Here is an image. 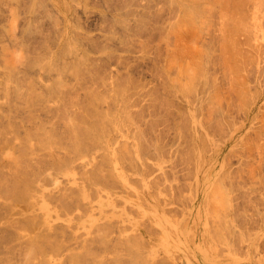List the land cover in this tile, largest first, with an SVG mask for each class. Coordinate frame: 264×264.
<instances>
[{"label":"rangeland","instance_id":"rangeland-1","mask_svg":"<svg viewBox=\"0 0 264 264\" xmlns=\"http://www.w3.org/2000/svg\"><path fill=\"white\" fill-rule=\"evenodd\" d=\"M220 1L0 0V264H264V0Z\"/></svg>","mask_w":264,"mask_h":264},{"label":"bare ground","instance_id":"bare-ground-1","mask_svg":"<svg viewBox=\"0 0 264 264\" xmlns=\"http://www.w3.org/2000/svg\"><path fill=\"white\" fill-rule=\"evenodd\" d=\"M217 1H219V0H217ZM222 1V0H221ZM220 1V2H221ZM243 2V1H242ZM245 2V1H244ZM219 3V2H218ZM231 3H233V2H231ZM241 3V2H240ZM225 4V3H224ZM242 4V3H241ZM182 5H183V3H182ZM187 5V4H186ZM191 5V4H190ZM236 6H237V2H236V4H235ZM243 5V4H242ZM225 6V5H224ZM232 6V5H231ZM188 7V6H187ZM183 8V7H182ZM185 9V8H184ZM197 9V8H196ZM208 9V8H207ZM186 10H187V8H186ZM190 10V9H189ZM229 11V10H228ZM238 12V11H237ZM184 13V12H183ZM186 13V12H185ZM187 13H189V11H187ZM186 13V14H187ZM198 13V12H197ZM240 13V12H239ZM196 14V13H195ZM185 15V14H184ZM187 16V15H186ZM193 17V16H192ZM183 19V18H182ZM181 19V20H182ZM202 19V18H201ZM185 20H187L186 18H185ZM189 20V19H188ZM171 21V20H170ZM173 21V20H172ZM179 21V20H178ZM176 22V21H175ZM197 22V21H196ZM202 22V21H201ZM177 23V22H176ZM179 23V22H178ZM178 23L176 24V25H178ZM193 23V22H192ZM175 25V26H176ZM189 25H191V23L189 24ZM188 25V26H189ZM194 25V24H193ZM224 25V24H223ZM172 26H173V24H172ZM171 26V27H172ZM208 26V25H207ZM230 26V25H229ZM232 26V25H231ZM177 27V26H176ZM233 27V26H232ZM174 28V27H173ZM168 29V28H167ZM170 29V28H169ZM175 29V28H174ZM170 30H172V29H170ZM178 30V29H177ZM225 30H226V28H225ZM229 30V29H228ZM227 30V31H228ZM238 30V29H237ZM230 31H231V28H230ZM170 34V33H169ZM177 35V34H176ZM232 35V34H231ZM233 37V36H232ZM224 38V37H223ZM230 38V37H229ZM222 40V39H221ZM167 41V40H166ZM224 41V40H223ZM228 41V40H227ZM226 41V42H227ZM230 41H232V39H230ZM188 42V41H187ZM175 43V42H174ZM188 44V43H187ZM228 44V43H227ZM181 45H183V44H181ZM169 46V45H168ZM174 46V45H173ZM176 46V45H175ZM186 47V46H185ZM189 47V46H188ZM227 47V46H226ZM232 47V46H231ZM175 48V47H174ZM183 48V47H182ZM223 48H225V47H223ZM230 48V47H229ZM177 49V48H176ZM187 49V48H186ZM196 49V48H195ZM231 49V48H230ZM192 50V49H191ZM190 50V51H191ZM197 50H199V49H197ZM229 50V49H228ZM178 51V50H177ZM182 51V50H181ZM185 51V50H184ZM226 51V50H225ZM243 52V51H242ZM225 53V52H224ZM195 54V53H194ZM224 55V54H223ZM190 56V55H189ZM188 56V57H189ZM229 56V55H228ZM173 57H175V56H173ZM198 57V56H197ZM171 58V57H170ZM173 59V58H172ZM182 59V58H181ZM244 59H242V61H243ZM168 61V60H167ZM176 61V60H175ZM187 61V60H186ZM203 61V60H202ZM225 62H226V60H224ZM229 61V60H228ZM193 62V61H192ZM197 62V61H196ZM220 62V61H219ZM223 62V61H222ZM200 63V62H199ZM224 63V62H223ZM244 63V62H243ZM170 64H172V63H170ZM173 64H175V62L173 61ZM177 64H179V63H177ZM192 65V64H191ZM200 65V64H199ZM226 65V64H225ZM184 66V65H183ZM235 66V65H234ZM239 66V65H238ZM168 67V66H167ZM186 67H188L187 65H186ZM198 67V66H197ZM176 68V67H175ZM182 68H184V67H182ZM193 68V67H192ZM200 68V67H199ZM232 68V67H231ZM178 69H180V67L178 68ZM194 69V68H193ZM222 69H223V67H222ZM225 69H227L226 67H225ZM234 69H235V67H234ZM188 70V69H187ZM191 70V69H190ZM189 70V71H190ZM230 70V69H229ZM184 71H186V70H184ZM184 71H183V73H184ZM188 71V72H189ZM195 71V70H194ZM227 71V70H226ZM202 72V71H201ZM235 72V71H234ZM181 73V72H180ZM190 73V72H189ZM179 74V72L177 73V75ZM197 73L195 72V75H196ZM202 74V73H201ZM236 74V73H235ZM176 75V76H177ZM180 75V74H179ZM184 75V74H183ZM185 76H186V74H185ZM194 76V75H193ZM193 76H190V77H193ZM160 77V76H159ZM184 77V76H183ZM198 77H199V75H198ZM198 77H197V79H198ZM230 77V76H229ZM166 78V77H165ZM185 78V77H184ZM187 78H188V76H187ZM173 79V78H172ZM171 79V80H172ZM180 79V78H179ZM191 80V79H190ZM193 80V79H192ZM175 81H176V79H175ZM183 81V80H182ZM185 81V80H184ZM172 82H173V80H172ZM180 82V81H179ZM178 83V82H177ZM190 83V82H189ZM192 84V83H191ZM194 84V83H193ZM174 85V84H173ZM184 85V84H183ZM187 86H189V84L187 85ZM192 86V85H191ZM186 87V86H185ZM191 88V87H190ZM115 89V88H114ZM193 89H194V87H193ZM192 89V90H193ZM179 90H180V88H179ZM183 90V89H182ZM185 90V89H184ZM235 90V89H234ZM188 91V90H187ZM191 91V90H190ZM238 91V90H237ZM184 92V91H183ZM186 92V91H185ZM184 92V93H185ZM181 93V92H180ZM188 93H189V91H188ZM217 95V94H216ZM92 97V96H91ZM90 97V98H91ZM95 99V98H94ZM210 99V98H209ZM98 100V99H97ZM103 100H104V98H103ZM124 100V99H123ZM214 101V100H213ZM92 102V101H91ZM210 102H212V101H210ZM219 102V101H218ZM98 103V102H97ZM92 104V103H91ZM212 104V103H211ZM95 106V105H94ZM207 107V106H206ZM209 110V109H208ZM119 112V111H118ZM89 113V112H88ZM109 113V112H108ZM99 118V117H98ZM112 118V117H111ZM65 121H66V119H65ZM123 123V122H122ZM68 124V123H67ZM70 124V123H69ZM175 124V123H174ZM101 125V124H100ZM95 126V125H94ZM77 127V126H76ZM90 127V126H89ZM88 129V128H87ZM97 129V128H96ZM69 131V130H68ZM86 131V130H85ZM97 131V130H96ZM100 131V130H99ZM80 132V131H79ZM87 133H89V132H87ZM106 133V132H105ZM101 134V133H100ZM181 135V134H180ZM44 136V135H43ZM90 136V135H89ZM101 137V136H100ZM134 138H136V137H134ZM27 139H28V137H27ZM26 139V140H27ZM87 139V138H86ZM74 140V139H73ZM85 140V139H84ZM28 141V140H27ZM49 141V140H48ZM86 141V140H85ZM20 143V142H19ZM49 143V142H48ZM75 143V142H74ZM93 143V142H92ZM70 144V143H69ZM77 144V143H76ZM77 145H79V144H77ZM72 146V145H71ZM178 146V145H177ZM72 147H74V146H72ZM78 147V146H77ZM126 151V150H125ZM191 153V152H190ZM122 154V153H121ZM181 154V153H180ZM119 156V155H118ZM185 157V156H184ZM18 159V158H17ZM118 159V158H117ZM131 159V158H130ZM129 159V160H130ZM134 160V159H133ZM119 161V160H118ZM11 163V162H10ZM226 165V164H225ZM108 168V167H107ZM96 169V168H95ZM111 170V169H110ZM249 170V169H248ZM105 171V170H104ZM244 171V170H243ZM92 173V172H91ZM112 173V172H111ZM239 173V172H238ZM24 175V174H23ZM6 176V175H5ZM113 176V175H112ZM225 179V178H224ZM4 179H2V181H3ZM6 180V179H5ZM217 180V179H216ZM16 181V180H15ZM15 183H17V182H15ZM4 184V183H3ZM216 185V184H215ZM17 186V185H16ZM24 186V185H23ZM232 186V185H231ZM9 187V186H8ZM12 187V186H11ZM213 187V186H212ZM216 188V187H215ZM214 188V189H215ZM17 189V188H16ZM22 189V188H21ZM222 191V190H221ZM220 191V192H221ZM212 192H213V190H212ZM219 192V191H218ZM11 193V192H10ZM28 193V192H27ZM217 194V193H216ZM12 196V195H11ZM18 196V195H17ZM222 196V195H221ZM211 197H213V196H211ZM220 198V197H219ZM225 198V197H224ZM211 199V198H210ZM217 200H218V198H217ZM224 200V199H223ZM221 201V200H220ZM208 204V203H207ZM217 205V204H216ZM207 206V205H206ZM213 206V205H212ZM214 207H216V206H214ZM221 207V206H220ZM217 208V207H216ZM225 208V207H224ZM210 209V208H209ZM211 209H213V208H211ZM227 209V208H226ZM217 210V209H216ZM219 210H221L220 208H219ZM222 212V211H221ZM210 213V212H209ZM223 213V212H222ZM214 218V217H213ZM218 219V218H217ZM216 219V220H217ZM186 220V219H185ZM222 225H223V223H222ZM223 227H224V225H223ZM216 233V232H215ZM216 236V235H215ZM214 236V237H215Z\"/></svg>","mask_w":264,"mask_h":264}]
</instances>
